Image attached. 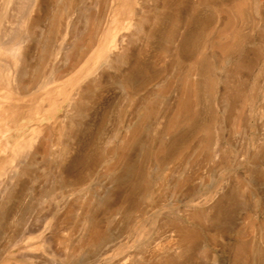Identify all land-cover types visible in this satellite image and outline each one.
I'll return each instance as SVG.
<instances>
[{"label": "rangeland", "instance_id": "obj_1", "mask_svg": "<svg viewBox=\"0 0 264 264\" xmlns=\"http://www.w3.org/2000/svg\"><path fill=\"white\" fill-rule=\"evenodd\" d=\"M0 43V264H264V0H0Z\"/></svg>", "mask_w": 264, "mask_h": 264}, {"label": "bare ground", "instance_id": "obj_2", "mask_svg": "<svg viewBox=\"0 0 264 264\" xmlns=\"http://www.w3.org/2000/svg\"><path fill=\"white\" fill-rule=\"evenodd\" d=\"M120 3V2H119ZM123 4V3H122ZM2 41V40H1ZM110 41H112V40H110ZM7 42V41H6ZM110 43V42H109ZM108 43V44H109ZM2 44L0 43V46H1ZM10 45V44H9ZM12 45H15L14 43L12 44ZM106 45V44H105ZM4 47H5V45H4ZM10 47V46H9ZM111 47H112V45H111ZM14 48V47H13ZM12 48V49H13ZM108 48V47H107ZM1 69V68H0ZM2 70V69H1ZM5 71H1L0 72V86H1V90L4 88L5 90H4V92H6L7 90H11L12 91V88H13V86H11V72H10V70L9 69H4ZM46 84H48V80L45 82ZM50 89H46L45 91H44V97L41 99V100H43V101H40V99H38L37 100V98L34 96V95H32L31 93H28V94H25L23 97L20 95V93L22 92H17L16 94H14V95H12V98H14V100H17L16 101V104H15V106L17 107V109L18 110H20L21 111V109H25V115H26V117H27V119L29 118H34V115H35V113H37L36 115H38V112L39 111H41V110H47L48 109V102H49V100H51L50 99V95H49V97H48V94H50ZM0 92H2L3 93V90L2 91H0ZM22 93H24V92H22ZM3 95V94H2ZM10 96H11V92H10ZM9 96V97H10ZM5 98V97H4ZM4 100V99H3ZM2 101V100H1ZM40 101V102H39ZM9 102V101H8ZM3 103H4V101H3ZM14 103V102H13ZM5 104V103H4ZM1 105V104H0ZM10 106L12 107V104H10ZM9 106V107H10ZM2 107V106H1ZM4 107V106H3ZM22 110V111H23ZM16 111V110H15ZM18 113V112H17ZM45 115H48V113L47 112H45L44 113ZM41 115V114H40ZM44 117V116H43ZM23 118V117H22ZM25 119V118H24ZM33 129V128H32ZM30 136H26L25 137V139H24V144L26 145L27 143V141H30ZM29 144V143H28ZM11 154V153H10ZM184 235V234H183ZM27 239H28V237H27ZM1 256V255H0ZM1 262V261H0Z\"/></svg>", "mask_w": 264, "mask_h": 264}]
</instances>
